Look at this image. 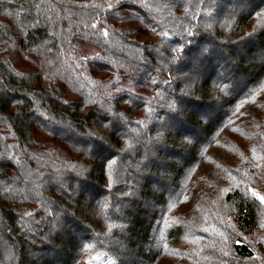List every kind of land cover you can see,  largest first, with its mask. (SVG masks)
Returning <instances> with one entry per match:
<instances>
[{"label": "trees", "instance_id": "obj_1", "mask_svg": "<svg viewBox=\"0 0 264 264\" xmlns=\"http://www.w3.org/2000/svg\"><path fill=\"white\" fill-rule=\"evenodd\" d=\"M262 85L264 0H0V264H264Z\"/></svg>", "mask_w": 264, "mask_h": 264}, {"label": "rangeland", "instance_id": "obj_2", "mask_svg": "<svg viewBox=\"0 0 264 264\" xmlns=\"http://www.w3.org/2000/svg\"><path fill=\"white\" fill-rule=\"evenodd\" d=\"M80 48L82 49V52L85 56H90L100 51L97 46L89 42H82L80 44ZM261 58L262 54L260 52L254 53L252 61L258 62L261 60ZM11 60L13 64L23 72H31L43 67V60L35 58L31 52H29L28 50H22L17 46H15L12 50ZM257 94L258 100L256 102V105H252V110L257 109L258 106L264 105V85H262V89ZM250 107V104L246 105L242 110L239 111V115L245 114L246 110H248V108ZM234 136H236V134H233L230 130L223 131L222 136L218 140V143L213 145L212 149L207 152L204 164L199 167V169L192 176L191 187L202 184L206 176L205 174H207V176L213 174L216 164L221 160L225 161L229 157L231 141L233 140L232 138H234Z\"/></svg>", "mask_w": 264, "mask_h": 264}, {"label": "snow or ice", "instance_id": "obj_3", "mask_svg": "<svg viewBox=\"0 0 264 264\" xmlns=\"http://www.w3.org/2000/svg\"><path fill=\"white\" fill-rule=\"evenodd\" d=\"M261 199H264V197H261Z\"/></svg>", "mask_w": 264, "mask_h": 264}]
</instances>
